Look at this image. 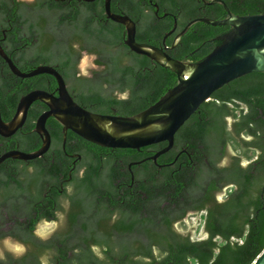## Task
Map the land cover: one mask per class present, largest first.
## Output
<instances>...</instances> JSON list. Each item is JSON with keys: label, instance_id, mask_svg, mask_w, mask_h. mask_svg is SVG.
Returning a JSON list of instances; mask_svg holds the SVG:
<instances>
[{"label": "trees", "instance_id": "1", "mask_svg": "<svg viewBox=\"0 0 264 264\" xmlns=\"http://www.w3.org/2000/svg\"><path fill=\"white\" fill-rule=\"evenodd\" d=\"M105 1L0 0L1 44L22 72L54 67L87 110L133 116L159 101L178 78L126 45V28L108 18ZM223 1L236 15L264 14V0ZM111 10L132 18L137 42L152 45L161 43L175 19L169 45L194 19L228 17L222 4L203 0H111ZM230 30L198 22L171 55L200 62ZM85 53L99 67L89 77L79 69ZM57 87L50 74L16 76L0 56L4 121L29 92ZM46 109L35 101L17 134L0 136V155L39 150L43 141L34 128ZM46 127L51 145L43 156L0 164V240L12 235L29 245L24 257L6 253L0 264H42L43 256L52 264L69 252L73 264H253L264 251V72L216 91L157 163L150 157L165 142L140 150L105 148L72 131L65 139L54 117ZM192 212H203L204 239L180 230ZM59 213L67 214L66 230L46 241L34 233L39 219ZM7 216L16 222L10 233L2 230Z\"/></svg>", "mask_w": 264, "mask_h": 264}, {"label": "water", "instance_id": "2", "mask_svg": "<svg viewBox=\"0 0 264 264\" xmlns=\"http://www.w3.org/2000/svg\"><path fill=\"white\" fill-rule=\"evenodd\" d=\"M203 1L205 4H222L228 17L222 20L202 17L190 21L176 37L173 47L181 41L188 29L198 22L212 26H230L231 30L219 37L221 43L197 63L175 59L163 48L137 42V27L133 19L128 15L112 12L111 0L105 1L108 18L126 28V45L135 53L170 69L178 78L176 86L159 101L133 116L105 115L87 110L74 100L64 77L54 67L43 65L24 73L0 47V55L17 76L27 78L50 74L58 82V95L34 90L23 96L14 118L8 123L3 120L0 109V134L11 136L23 126L29 108L35 101H42L49 108L39 116L36 123V131L42 137V147L30 153L9 151L0 156V164L8 158L30 161L43 156L51 145V135L46 127L50 117L56 118L62 124L65 139L68 131H72L83 139L105 148L140 150L165 142L167 145L150 157L157 163L161 155L174 147L175 136L180 128L204 102L211 100L216 91L245 75L264 72V14L240 16L234 14L223 0ZM253 264H264V251Z\"/></svg>", "mask_w": 264, "mask_h": 264}, {"label": "flooded vegetation", "instance_id": "3", "mask_svg": "<svg viewBox=\"0 0 264 264\" xmlns=\"http://www.w3.org/2000/svg\"><path fill=\"white\" fill-rule=\"evenodd\" d=\"M33 1V0H32ZM154 5V7H156V13L158 14V12H159V10H160V7L157 5V4H153ZM168 15V14H167ZM176 30H177V22H176V19H175V25H174V28L171 30V31H169V32H167L164 36H163V38H162V41H161V43L159 44V45H154V46H156V47H160V48H163L164 50H165V52L167 53V54H169L171 57H173L172 55H171V52L178 46V44L180 43H178L175 47H173V45H174V42H175V40H176V37L178 36V34L182 31H180V32H178L175 36H174V38H173V40H172V42H171V44L169 45L168 43H167V40H168V38H170L175 32H176ZM3 39H0V47L4 50V48H3V46H2V44H1V41H2ZM148 44V43H147ZM150 45H152V44H150ZM166 48H168V49H166ZM4 52L6 53V51L4 50ZM7 54V53H6ZM8 55V54H7ZM84 55H89V54H87V53H85ZM1 56V55H0ZM9 56V55H8ZM91 56H93V55H91ZM2 57V56H1ZM10 57V56H9ZM94 57V67L90 70V73H88V74H84V73H82L81 72V69H80V66H79V69H80V72H81V74H83V75H85V76H91L92 75V70H94V69H99V67L95 64V56H93ZM174 58V57H173ZM176 59V58H175ZM179 60V59H178ZM5 61V60H4ZM182 61V60H181ZM6 62V61H5ZM14 62V61H13ZM190 62V61H189ZM6 64H7V62H6ZM15 64V63H14ZM8 65V64H7ZM16 65V64H15ZM48 66V65H47ZM8 67H9V65H8ZM10 68V67H9ZM18 68V67H17ZM19 69V68H18ZM11 70V69H10ZM12 71V70H11ZM21 71V70H20ZM31 72V71H30ZM24 73H26V72H24ZM28 73V72H27ZM16 75V74H15ZM17 76V75H16ZM177 76V75H176ZM22 78V77H21ZM28 78V77H27ZM58 88V87H57ZM37 90H43V89H37ZM34 91V90H33ZM44 91H47V90H44ZM47 92H49V91H47ZM49 93H53V94H55V95H58V92H49ZM124 97V96H123ZM19 104V103H18ZM47 106V105H46ZM17 107H18V105H17ZM49 108H48V106H47V109L45 110V111H47ZM16 111H17V108H16ZM16 111H15V113H14V115H13V117L11 118V120L14 118V116H15V114H16ZM44 111V112H45ZM43 112V113H44ZM95 113V112H94ZM41 115V114H40ZM39 115V116H40ZM105 115H115V114H105ZM39 118V117H38ZM38 118H37V120H38ZM27 119V118H26ZM10 120V121H11ZM10 121H8V122H10ZM5 122H7V121H5ZM7 122V123H8ZM26 122V121H25ZM25 122H24V124H25ZM36 123H37V121H36ZM23 124V125H24ZM23 127V126H22ZM21 127V128H22ZM21 128H19V129H21ZM18 129V130H19ZM18 130H17V132H18ZM17 132L16 133H14L13 135H11V136H3V135H1L0 134V136H2V137H4V138H9V137H12V136H14L15 134H17ZM34 132H36L40 137H41V135L36 131V127L34 128ZM41 139H42V137H41ZM13 150H18V149H13ZM10 151H12V150H10ZM21 151V150H20ZM7 152H9V151H7ZM7 152H5V153H7ZM4 153V154H5ZM3 155V154H2ZM2 155H0V156H2ZM78 157L79 158H81L80 157V155H78ZM81 172H83V171H81ZM202 214H203V212L202 213H199V214H196V213H189L188 214V216H187V218L185 219V221H186V224H187V220H188V218L189 217H192V216H196V217H202ZM38 215V214H37ZM7 218L8 219H10V217L9 216H7ZM14 225H16V222H15V220H11L10 219V221H8V222H6L5 223V226L2 228V230H4L6 233H10L14 228ZM47 226V228L49 229V231H48V233H49V235L48 236H46V237H42L40 234H39V228L41 227V226ZM67 229V214H63V213H59V214H55L53 217H44V218H41V219H39L38 221H37V223H36V225H35V229H34V233L38 236V237H40L42 240H44V241H46V240H50L51 238H53L56 234H58V233H61V232H63L64 230H66ZM205 234V233H204ZM205 236H206V234H205ZM193 237V236H192ZM8 242H10V243H14V244H16V245H18L20 248H21V250H22V252H20L19 254L18 253H15L14 251H12V250H10V249H8L7 248V243ZM0 248L2 249L1 250V252H0V257H4L5 256V254L6 253H11L12 255H14L15 257H17V258H21V257H24L27 253H28V251H29V245L28 244H26V243H24L23 241H21V240H19V239H17V238H15V237H13L12 235H8V236H6L4 239H2V240H0ZM72 256H73V253L72 252H69L68 254H67V256L65 257V258H60V259H58L57 261H55L54 263H52V264H73L72 263V260H71V258H72ZM42 264H51L48 260H47V256H43V258H42Z\"/></svg>", "mask_w": 264, "mask_h": 264}, {"label": "rangeland", "instance_id": "4", "mask_svg": "<svg viewBox=\"0 0 264 264\" xmlns=\"http://www.w3.org/2000/svg\"><path fill=\"white\" fill-rule=\"evenodd\" d=\"M25 1H32V0H25ZM79 66L82 73L84 74L90 73V70L94 67V57L91 55H84ZM230 151H232L231 148ZM202 228H203L202 217L192 216L189 217L187 220V229L186 230L180 229V230L184 233L190 232L194 239H204L206 236L203 233ZM48 231L49 229L47 228V226L43 225L39 228L38 232L42 237H46L49 235ZM6 245L8 249L14 251L15 253L19 254L20 252H22L21 248L14 243L8 242ZM1 250L2 249L0 248V252Z\"/></svg>", "mask_w": 264, "mask_h": 264}]
</instances>
